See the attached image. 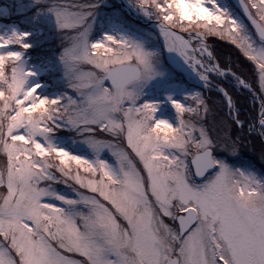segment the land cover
I'll return each instance as SVG.
<instances>
[{"label": "snow or ice", "instance_id": "obj_1", "mask_svg": "<svg viewBox=\"0 0 264 264\" xmlns=\"http://www.w3.org/2000/svg\"><path fill=\"white\" fill-rule=\"evenodd\" d=\"M254 141L264 0L0 5V264H264Z\"/></svg>", "mask_w": 264, "mask_h": 264}, {"label": "trees", "instance_id": "obj_2", "mask_svg": "<svg viewBox=\"0 0 264 264\" xmlns=\"http://www.w3.org/2000/svg\"><path fill=\"white\" fill-rule=\"evenodd\" d=\"M9 2L10 0H0L1 5L7 4ZM24 2H27V0H24ZM215 54L221 56L222 63L228 62L229 55H231L233 63L237 62V54L231 49H226V47L222 44V42H219L218 40L215 42ZM238 106L241 108V111H245L246 108L251 107V102L245 101L243 97H240ZM245 150L247 153L245 154L247 160L253 163V165L255 166L258 172H264V162L260 160L259 155L257 156L255 154V152L257 151H259L258 153H260V150H261L260 143L258 141H254L252 146L250 148H245Z\"/></svg>", "mask_w": 264, "mask_h": 264}, {"label": "rangeland", "instance_id": "obj_3", "mask_svg": "<svg viewBox=\"0 0 264 264\" xmlns=\"http://www.w3.org/2000/svg\"><path fill=\"white\" fill-rule=\"evenodd\" d=\"M226 2L232 4V2H231L230 0H226ZM0 5H1V4H0ZM218 41H219V40H218ZM219 42H222V44L226 47V49H231V47L228 46V45H226L223 41H219ZM46 47H47V46H46ZM43 55H45V50H44V49H37V50H35V51L32 52L33 59H36L37 57H40V56H43ZM241 61H242V58H241ZM206 95H207V93H206ZM212 102H213V103L216 102V98H215V97H213ZM225 111H226V109H225ZM250 150H251V149H250ZM258 152H259V151L255 152V154H256L257 156L259 155ZM243 153H244V158L247 159V158H246V155H245V154H247L245 149L243 150ZM254 156H255V155H254ZM254 156H253V157H254Z\"/></svg>", "mask_w": 264, "mask_h": 264}, {"label": "water", "instance_id": "obj_4", "mask_svg": "<svg viewBox=\"0 0 264 264\" xmlns=\"http://www.w3.org/2000/svg\"><path fill=\"white\" fill-rule=\"evenodd\" d=\"M231 2H232V4H234L235 3V0H230Z\"/></svg>", "mask_w": 264, "mask_h": 264}]
</instances>
